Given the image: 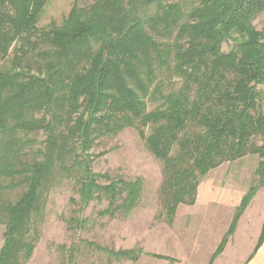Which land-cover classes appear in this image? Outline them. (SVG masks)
Here are the masks:
<instances>
[{"label":"trees","instance_id":"16d2710c","mask_svg":"<svg viewBox=\"0 0 264 264\" xmlns=\"http://www.w3.org/2000/svg\"><path fill=\"white\" fill-rule=\"evenodd\" d=\"M47 1L0 0V62L11 55L12 67L0 70V177L18 178L23 188L14 201L0 199V264L30 259L32 217L59 182H72L79 214L92 202L107 203L101 216L136 209L142 179L95 173L90 152L96 140L126 128L162 163L158 200L167 224L224 163L259 158L239 212L264 191V143L253 142L264 140L256 89L264 84V27L253 24L264 0H91L41 29ZM164 72L180 86L160 94L154 82ZM148 102L156 106L148 110ZM38 134L37 144L30 136ZM263 242L264 225L257 248ZM87 245L116 261L141 256ZM68 252L73 264L76 250Z\"/></svg>","mask_w":264,"mask_h":264},{"label":"rangeland","instance_id":"374dc122","mask_svg":"<svg viewBox=\"0 0 264 264\" xmlns=\"http://www.w3.org/2000/svg\"><path fill=\"white\" fill-rule=\"evenodd\" d=\"M90 1L48 0L37 27L59 26L74 4L82 7ZM253 24L261 30L264 13ZM222 50L227 52L228 46L223 45ZM9 59L11 55L0 62V70H12ZM155 84L160 94H166L180 86V79L164 72L157 76ZM256 89L264 112V84ZM155 106L148 102V110ZM149 133L150 128L145 129V135ZM30 138L36 139L37 144L43 140L41 134ZM253 142L261 145L264 140ZM90 152L95 173L124 180L142 179L139 205L127 216L110 217L100 215L107 208L106 202H92L79 214L73 203L77 195L72 182L55 184L43 196L40 215L32 217L31 235L37 242L25 264H68L70 248L76 250L73 264H264V252L257 255L262 246L257 248L264 225V191L258 190L249 205L238 211L255 179L258 157L246 156L210 171L199 183L195 203L180 205L172 223L167 224L158 200L162 163L147 151L134 128L96 140ZM22 190L18 178L0 177V199L14 201ZM72 220L85 221L84 227L73 226ZM231 228L232 233L228 234ZM3 233L4 226L0 224V248ZM87 243L114 251L134 248L141 250V256L136 262L116 261Z\"/></svg>","mask_w":264,"mask_h":264},{"label":"crops","instance_id":"0c3cea01","mask_svg":"<svg viewBox=\"0 0 264 264\" xmlns=\"http://www.w3.org/2000/svg\"><path fill=\"white\" fill-rule=\"evenodd\" d=\"M261 252H264V242H263L261 248L259 249L257 255H259Z\"/></svg>","mask_w":264,"mask_h":264}]
</instances>
